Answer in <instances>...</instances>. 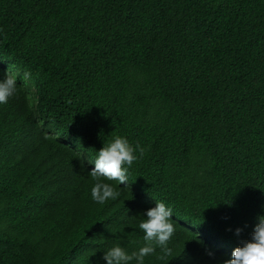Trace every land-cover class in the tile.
Returning a JSON list of instances; mask_svg holds the SVG:
<instances>
[{
    "label": "trees",
    "instance_id": "16d2710c",
    "mask_svg": "<svg viewBox=\"0 0 264 264\" xmlns=\"http://www.w3.org/2000/svg\"><path fill=\"white\" fill-rule=\"evenodd\" d=\"M6 67L0 264H107L116 245L144 246L156 202L172 210V255L144 264H223L250 239L264 216V0H0V80ZM117 135L144 155L127 185L102 178L120 196L99 204L89 172Z\"/></svg>",
    "mask_w": 264,
    "mask_h": 264
},
{
    "label": "clouds",
    "instance_id": "9594fccd",
    "mask_svg": "<svg viewBox=\"0 0 264 264\" xmlns=\"http://www.w3.org/2000/svg\"><path fill=\"white\" fill-rule=\"evenodd\" d=\"M30 75L29 72H25L23 79L26 81ZM16 92L17 76L9 70L6 77L0 80V104L8 103ZM26 92L35 90L30 89ZM45 138H48V134ZM137 151L140 156L144 155L142 147L139 145L133 147L126 138L119 135L103 145L93 162L94 168L89 172V176L95 181L91 189L93 201L104 204L120 196V191L112 184L105 183L104 179L117 181L119 185H127L129 169L138 159L135 154ZM144 216L146 219L139 223V229L144 233V246L129 254L123 247L116 245L103 256L107 264H132V261H135V264H144L145 257L156 254L157 247L161 250L157 259L164 260L172 255V249L168 247L176 230V224L170 219L172 210L163 202H156L155 207L147 210ZM257 219L258 223L250 239L241 240L240 245L233 250L232 258L225 260L223 264H264V216ZM241 232L242 229L237 228L235 234L239 236ZM208 255L211 256L212 253Z\"/></svg>",
    "mask_w": 264,
    "mask_h": 264
},
{
    "label": "rangeland",
    "instance_id": "374dc122",
    "mask_svg": "<svg viewBox=\"0 0 264 264\" xmlns=\"http://www.w3.org/2000/svg\"><path fill=\"white\" fill-rule=\"evenodd\" d=\"M6 70H7V72L10 70L14 75L17 76V73H16V71L14 69H12L10 67H6ZM17 80H18V76H17Z\"/></svg>",
    "mask_w": 264,
    "mask_h": 264
}]
</instances>
